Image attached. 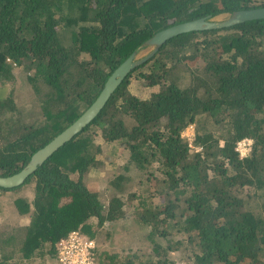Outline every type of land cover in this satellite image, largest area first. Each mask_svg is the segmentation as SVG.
I'll return each mask as SVG.
<instances>
[{"label": "trees", "instance_id": "trees-1", "mask_svg": "<svg viewBox=\"0 0 264 264\" xmlns=\"http://www.w3.org/2000/svg\"><path fill=\"white\" fill-rule=\"evenodd\" d=\"M263 7L0 0V85L19 74L30 91L21 103L12 91L0 98V177L20 172L80 117L157 32ZM139 84L144 98L132 93ZM189 124L198 152L181 137ZM243 139L252 140L247 158L235 151ZM106 165L102 204L87 178ZM126 221L123 230L143 231L148 246L114 247L105 227ZM72 231L94 241L93 264H178L175 252L182 264H264V19L170 39L23 185L0 188V264H59L56 246Z\"/></svg>", "mask_w": 264, "mask_h": 264}, {"label": "water", "instance_id": "water-1", "mask_svg": "<svg viewBox=\"0 0 264 264\" xmlns=\"http://www.w3.org/2000/svg\"><path fill=\"white\" fill-rule=\"evenodd\" d=\"M264 19V7L250 10L235 11L222 21H216L212 17H204L197 20L180 23L168 27L154 34L142 45V49L133 52L122 62L108 77L104 86L94 102L78 117L70 126L54 137L43 148L36 151L29 159L23 169L11 176L0 177V188L12 189L23 185L27 178L32 175L38 167L52 156L58 149L70 142L83 128L100 113L109 97L117 87L134 69L146 62L161 46L170 39L190 32L204 30H215L232 27L248 21ZM151 48L152 50L144 57L137 59L139 52Z\"/></svg>", "mask_w": 264, "mask_h": 264}, {"label": "rangeland", "instance_id": "rangeland-1", "mask_svg": "<svg viewBox=\"0 0 264 264\" xmlns=\"http://www.w3.org/2000/svg\"><path fill=\"white\" fill-rule=\"evenodd\" d=\"M228 15H220L214 18V20L216 21H222L224 19L227 18ZM152 49H145L141 52L138 53V55L136 56L137 59H140L144 56H146ZM200 63H202V59L200 60ZM20 71V70H19ZM20 75H17V79L8 82L5 85H0V98L7 96L9 91L13 92L14 98H15V102L16 103H21L23 102L29 95H30V91L29 88L27 86V84L25 82H23L22 79H19ZM139 87L132 88V93L135 96L144 98L148 95V90H146V88L144 87V85L139 84ZM183 135V139L187 142L190 143L191 142V147L190 150H192L193 152H196L193 142L194 141V136H195V125H194V133H192V129L188 128L187 131H183L182 133ZM98 145L100 146V148L102 150H104L105 152V143L104 141L100 138L97 137L96 139ZM251 147H252V142H251ZM121 160V157H120ZM111 166L110 165H106L103 168V171L101 172V174H91L90 176H88L87 178V183L90 186L92 191H96L99 194V198L98 200L104 204V202L106 201V195L104 194V186L103 184H105L107 182V177H110L112 175V173L110 174L111 171ZM116 171H119L116 170ZM127 217H129V215H127ZM129 221H126L124 224H117L116 226L114 225H107L108 229L105 227L106 231H109L111 233V235L109 236V238H107L109 241H112L114 244V247H116V245H118L121 241L122 242H127L129 243V241L133 240V239H139L140 243L142 246H148L149 243L147 242V240L145 239V233L143 231H140L139 233H135L133 231H131L130 229H124L123 228L125 226H129ZM136 237V238H135ZM183 255L179 252H175V253H171L170 254V258L173 261L178 262V264H182V260L180 259V257H182Z\"/></svg>", "mask_w": 264, "mask_h": 264}, {"label": "built area", "instance_id": "built-area-1", "mask_svg": "<svg viewBox=\"0 0 264 264\" xmlns=\"http://www.w3.org/2000/svg\"><path fill=\"white\" fill-rule=\"evenodd\" d=\"M189 144L191 147V142ZM250 150L251 141L247 139L239 141L235 149L241 158L247 157ZM56 249L59 264H93L95 243L78 231H72L62 238Z\"/></svg>", "mask_w": 264, "mask_h": 264}, {"label": "clouds", "instance_id": "clouds-1", "mask_svg": "<svg viewBox=\"0 0 264 264\" xmlns=\"http://www.w3.org/2000/svg\"><path fill=\"white\" fill-rule=\"evenodd\" d=\"M7 61V60H6ZM8 62V61H7ZM11 62V60H9V63ZM12 63V62H11ZM13 65H14V63H12ZM190 127H192V133H194V124H189L183 131H184V133H185V131H187V129L188 128H190ZM183 131L181 132V137L183 138V135H182V133H183ZM243 140H245V139H243ZM247 140H250L251 142H252V140L251 139H247ZM242 141V140H241ZM193 142V141H192ZM239 142V141H238ZM237 142V143H238ZM237 143H236V146H237ZM188 144V147L190 148V144L189 143H187ZM236 146H235V149H236ZM252 148V147H251ZM195 150H196V152H198L199 150H197L196 148H195ZM250 152H251V150H250ZM250 152H249V154H248V156L250 155ZM238 154V153H237ZM238 156H239V154H238ZM247 156V157H248ZM247 157H243V158H247ZM239 158H241L240 156H239Z\"/></svg>", "mask_w": 264, "mask_h": 264}]
</instances>
